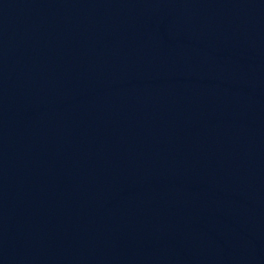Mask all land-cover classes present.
Returning a JSON list of instances; mask_svg holds the SVG:
<instances>
[{
	"label": "water",
	"instance_id": "obj_1",
	"mask_svg": "<svg viewBox=\"0 0 264 264\" xmlns=\"http://www.w3.org/2000/svg\"><path fill=\"white\" fill-rule=\"evenodd\" d=\"M175 0H0V264H69Z\"/></svg>",
	"mask_w": 264,
	"mask_h": 264
}]
</instances>
